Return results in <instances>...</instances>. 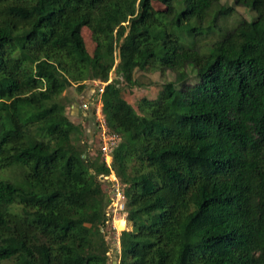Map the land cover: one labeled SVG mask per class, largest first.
I'll return each instance as SVG.
<instances>
[{"label": "trees", "instance_id": "trees-1", "mask_svg": "<svg viewBox=\"0 0 264 264\" xmlns=\"http://www.w3.org/2000/svg\"><path fill=\"white\" fill-rule=\"evenodd\" d=\"M154 1L0 0V174L11 169L0 175V264H111L100 176L112 170L128 223L118 264H264V0ZM237 6L257 15L205 54L176 33L197 36ZM118 57L130 86L138 70L175 79L137 106L119 78L105 86L119 137L109 166L68 108L75 87L110 80Z\"/></svg>", "mask_w": 264, "mask_h": 264}, {"label": "rangeland", "instance_id": "rangeland-1", "mask_svg": "<svg viewBox=\"0 0 264 264\" xmlns=\"http://www.w3.org/2000/svg\"><path fill=\"white\" fill-rule=\"evenodd\" d=\"M223 2L232 4L233 0H223ZM154 6L158 9L166 8V4L162 3L159 0L154 1ZM255 15H257V13L251 12L247 7L237 6L235 14L232 17H230L226 22L223 18H221L219 19L218 23L215 24L213 23L212 19H208L205 22V26L202 28V33L198 34L197 36H191L190 34H188L186 30L183 31L181 29L176 30V33L180 36L182 43H184L186 46L196 48L199 52L205 54L206 52L210 50L214 40L216 39L218 34H221L222 31H224L223 29H225V27L232 26L233 24H235L237 20L241 18L252 20L253 18H255ZM191 23L194 26L197 25V22L194 20H192ZM82 31H83V35L86 41L87 49L92 54L96 46V42L94 41L93 36H92V31L88 27H84ZM118 53L119 52H117V54ZM119 62H120V59L118 57L114 65V68L112 69L110 73V80L113 81L119 78L120 85L123 89L125 98L129 102H131L134 106H137L139 99L143 96H148L150 98H156L159 94V90L161 89L162 84L164 82L174 81L175 79L174 72L168 71V70L164 72L159 69H154V68H151L147 71L138 70L135 73V78L138 80L139 84H137L136 86H130L123 80V78L119 77L117 74L116 69H117ZM190 71L196 73V69L192 65H190ZM75 88L76 90H74L75 92H73L75 96L71 99L72 103L68 108V112L71 113L72 109L74 113L80 112L81 118L80 120L78 119L79 123L84 125L83 127L86 130L88 129L90 136H93L94 127H95V123H94L95 119H93V114H94L93 101L94 100H92V93H93L94 86L92 83L88 84L86 89L82 91L80 90L78 91L77 87ZM71 91H72L71 89L68 90V92L70 93ZM70 93H68L67 95H69V97H72ZM85 107H89V108H85ZM86 122L88 124H86ZM85 137L87 138L85 140L88 141L89 147H91L93 142L89 141L87 136ZM91 153L93 154V151H91L90 154ZM9 170L11 169H5L4 171H1V174H0L1 177L3 176L5 177L6 176L5 172ZM123 215H124V219L116 220V222L112 221V223L110 224V226L112 227H108L106 229V231L109 234L108 241H109V245L111 248V251H110L111 252L110 253L111 264L115 260L118 261V256L120 252V234L123 230L128 229L126 212H124ZM119 218H120V215H119ZM122 220H126L125 229H120Z\"/></svg>", "mask_w": 264, "mask_h": 264}, {"label": "built area", "instance_id": "built-area-1", "mask_svg": "<svg viewBox=\"0 0 264 264\" xmlns=\"http://www.w3.org/2000/svg\"><path fill=\"white\" fill-rule=\"evenodd\" d=\"M109 82H111V80H109L108 82H101V81L92 82L94 86L92 93V100H94L93 119H95L93 136L95 137V140L100 144L101 151L105 156V161L110 166L113 161L112 151L117 145L119 141V137L116 133L111 131L106 115L103 111V103L101 101V95L104 92L105 86ZM85 108H89V107H85ZM100 178L108 182L107 191L109 196V202L106 206L107 219L103 227V231L106 233V238L108 240L109 234L106 231V229L108 227H112L110 226L112 221L116 222V220L124 219L123 213L126 212L125 209L126 195L123 191L122 185L116 173L113 170L111 171L110 174H102ZM110 251L111 249L108 252L109 256H111Z\"/></svg>", "mask_w": 264, "mask_h": 264}, {"label": "crops", "instance_id": "crops-1", "mask_svg": "<svg viewBox=\"0 0 264 264\" xmlns=\"http://www.w3.org/2000/svg\"><path fill=\"white\" fill-rule=\"evenodd\" d=\"M80 110V109H79ZM71 114H72V121L74 122V123H76V124H78L79 123V120H80V116H81V113L80 112H77V113H74L73 112V109H72V111H71ZM79 119V120H78ZM78 121V122H77ZM83 122V121H82ZM84 124V123H83ZM86 124H88L87 122H86Z\"/></svg>", "mask_w": 264, "mask_h": 264}, {"label": "water", "instance_id": "water-1", "mask_svg": "<svg viewBox=\"0 0 264 264\" xmlns=\"http://www.w3.org/2000/svg\"><path fill=\"white\" fill-rule=\"evenodd\" d=\"M112 264H118V261L115 260V261L112 262Z\"/></svg>", "mask_w": 264, "mask_h": 264}]
</instances>
